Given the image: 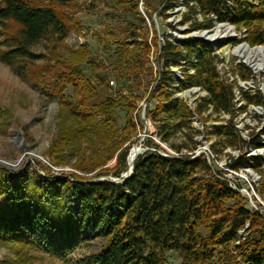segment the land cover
Returning a JSON list of instances; mask_svg holds the SVG:
<instances>
[{
	"label": "trees",
	"instance_id": "1",
	"mask_svg": "<svg viewBox=\"0 0 264 264\" xmlns=\"http://www.w3.org/2000/svg\"><path fill=\"white\" fill-rule=\"evenodd\" d=\"M183 3L187 12L180 22L188 23L187 31L210 29L214 20L229 21L246 28L243 39L250 45L264 44V0ZM71 7L70 0H0V58L8 64L18 59L32 61V45L44 39L51 46L53 63L44 70L53 82L44 87L52 90L63 109L47 153L51 164L64 163L65 151L70 149L76 154L75 167L88 171L120 150L115 166L94 178L73 172L57 174L48 165L37 164L42 173L32 171V176L0 166V196H7L0 204V241L18 246L22 255L36 247L67 261L79 245L100 237V245L82 264H168L170 252L177 253L182 264H264V218L246 206L244 198L218 176L203 154L180 150L192 151L193 146H172L177 153L172 154L162 151L149 137L147 149L136 156L132 173L123 183L98 179L108 174L119 177L128 167V146L123 145L134 130L135 103L127 95L107 92L106 66L89 59L87 42L68 47L67 53L57 50L71 29L81 28L63 10ZM133 8L138 13L136 1ZM138 16L144 20L140 13ZM153 34L158 57L164 58L166 66L182 68L178 89L200 86L206 91L196 110L212 107L233 115L232 86L220 79L211 45L190 38L182 44L165 41L161 46L155 28ZM129 44L118 41L110 57L115 68L136 74L145 66V58L138 52L147 55L150 44L145 40L139 50L137 46L129 49ZM84 62L91 66L90 75L80 67ZM237 69L242 79L249 77L246 66ZM169 72L158 69L148 97L161 94L164 101L153 110L146 108V114L159 121L157 134L162 141H167L176 127L186 126L192 115L180 98L173 97L167 85ZM67 85L71 94L65 93ZM132 94L129 92L134 98ZM242 99L247 104L263 102L259 92L256 96L242 92ZM120 109L125 111L123 126L117 121ZM213 132L230 145L259 146L258 137L251 141L241 138L232 118L214 125ZM227 164L232 169L264 171L259 157L244 153L231 157ZM240 229L246 234H239Z\"/></svg>",
	"mask_w": 264,
	"mask_h": 264
},
{
	"label": "rangeland",
	"instance_id": "2",
	"mask_svg": "<svg viewBox=\"0 0 264 264\" xmlns=\"http://www.w3.org/2000/svg\"><path fill=\"white\" fill-rule=\"evenodd\" d=\"M70 1L74 7L63 8V10L79 22L81 28L78 31L71 29L67 37L58 43L57 50L67 53L68 47L76 48L87 42L90 47L89 59L102 62L106 66L107 92L112 95L117 93L127 95L135 103L132 113L134 130L130 133V140L123 145L128 146V153L133 146L137 145L142 148L141 152L146 150L148 146L145 140L149 137L160 146L162 151L167 152H175L172 146L182 144L194 148L201 144L207 145L217 161L216 163L212 160L213 170L218 171L221 177L228 178L229 183L239 187L240 191L237 192L244 198L246 206L257 211L264 218V171L258 172L251 167H243L242 170L233 173L223 169L229 158L243 153L248 157H259L264 162V72L253 73L250 69L251 64L245 63L244 59L234 55L233 46L242 40L243 29L236 27L234 36L228 37L229 33L226 34L219 40V44L216 43L218 46H214L215 42L204 40L211 45L213 53L216 48H219V55H223L224 59L227 58V66L233 73L238 70L236 68L238 63H243L251 72V79L243 82V87L235 89L236 107L233 109V115L223 111H213L212 107L198 112L197 104L201 97L206 95V91L196 89L194 86L178 89V81L182 80V68L175 65L166 66L164 58L158 57L159 53L152 45L154 28L158 36L157 43L161 46L165 41L182 44L190 41V38L203 39L201 37L203 30L187 31L188 23L180 22L187 12L184 0H135L137 11L144 20L135 12L134 0H123L119 3H115L114 0ZM147 4L150 8H147ZM197 17L199 21L202 20L200 14H197ZM212 25L210 29H206V31H211L208 33H213L217 24L213 21ZM246 33L245 30V36ZM145 40L150 44L149 53L146 55L143 51L138 52L145 58L144 69L136 74L131 72L125 74L124 70L115 68L110 55L118 41H127L130 43L129 49L137 46L139 50L140 43H144ZM50 47L44 39L32 45L30 49L35 54L32 61L18 59L8 64L0 58V166H3L1 161L15 163L7 169L32 176V171L42 173L38 165H48L57 174L67 175L73 172L83 177L94 178L101 170L115 166V156L120 149L104 163L88 171L75 167L76 154L70 149L65 151L66 161L64 163L51 164L47 156L57 134L63 110L57 97L52 94V90L44 87L52 85L53 82V78L44 70L53 63L50 59ZM2 50V35L0 34V57ZM80 67L85 74L90 75L91 66L88 62L82 63ZM158 69L170 71L167 85L173 97L180 98L192 111L190 122L186 126L173 129L167 141H162L157 134L159 121L146 114V108L153 110L157 104L164 101L161 94L148 100ZM110 81L113 83L111 84ZM130 89L134 98L129 95ZM249 90H251L250 94L255 96L257 91L261 90L259 93L263 100L262 105L246 106L240 92ZM65 93L71 94L70 85H67ZM240 105L241 107L238 108ZM230 118L233 119L236 132L241 138L251 141L258 137L259 146L246 144L234 146L225 142L224 137L218 138L213 132V126L224 124L226 119ZM124 120L125 111L120 109L117 112L118 124L123 126ZM180 150L182 153L188 152L185 147H181ZM216 168L222 172L220 173ZM249 195L254 205L251 204ZM6 198L7 196H0V204H3ZM239 234L246 233L240 229ZM100 243V237L93 236L86 243L79 245L67 256L68 260L64 261L36 247H29L22 255L18 246L0 241V264H82V259L94 251ZM167 262L168 264H182L175 252L168 254Z\"/></svg>",
	"mask_w": 264,
	"mask_h": 264
},
{
	"label": "built area",
	"instance_id": "3",
	"mask_svg": "<svg viewBox=\"0 0 264 264\" xmlns=\"http://www.w3.org/2000/svg\"><path fill=\"white\" fill-rule=\"evenodd\" d=\"M214 22H216V27H215V29L216 28H218L219 29V31H221L220 32V37L219 38H217V39H215L214 41H212L213 43H214V46H218L216 43H218L219 44V40H221L226 34H228L227 36L228 37H233L234 36V34H235V30L237 29L236 28V26L233 24V23H231V22H229V21H217V20H214ZM213 26V25H212ZM215 29H214V31H215ZM241 29H243V31H242V36H241V41L239 42V43H237L235 46H233V51H234V55H238L237 54V52L235 51L236 49H237V47L239 46V45H241V44H246L247 46H249V47H251V48H255V47H257V46H264L263 44H255V45H250L247 41H245L243 38L245 37V27H241ZM206 31V29H204L203 31H202V33L203 32H205ZM209 31V30H208ZM213 31V32H214ZM209 32H211V31H209ZM202 37V36H201ZM203 38V40H206L204 37H202ZM210 41V40H209ZM219 49V48H218ZM217 48L215 49V51H214V54L216 55V57H215V61H214V65H215V68H216V71H217V73H218V75H219V77H220V79H222V80H224L226 83H228V84H230L231 86H232V91H233V94H234V99H235V89L236 88H238L239 89V87H243L244 86V84H243V82H246V81H248V80H250L251 79V72H250V70H249V68L247 67V69L249 70V73H250V75H249V77L247 78V79H242L241 77H240V75H239V73H238V70L236 71V73H233L232 72V70H230L229 69V67L227 66V62H228V60H227V58H225L224 59V57H223V55H219V50H218ZM239 56V55H238ZM239 57H241V56H239ZM260 57V56H259ZM242 58V57H241ZM243 59V58H242ZM244 61V60H243ZM245 62V61H244ZM245 63H247V62H245ZM244 65L243 63H238V64H236V68H238V65ZM247 64H249V63H247ZM250 65V64H249ZM245 66V65H244ZM250 69H252V71H253V73H259L260 71L261 72H264V68H262V69H255V67L254 66H252V65H250ZM110 83L112 84L113 83V81H110ZM196 89H199V90H202V88L200 87V86H194ZM195 89V90H196ZM241 90V89H240ZM242 92H248L249 94H250V92H251V90H249V91H241L240 92V94H241V97H242ZM257 92H261V90L260 91H257ZM206 93V92H205ZM250 95H252V94H250ZM243 101L245 102V100L243 99ZM246 103V102H245ZM263 103V102H262ZM262 103H259V104H254V103H249V104H247L246 103V106L247 105H255V106H258V105H262ZM236 107V102H234V108ZM241 107V105L240 106H238V108H240ZM229 116H227V118H228ZM170 153H172V154H177L176 152H170ZM187 153H189V154H193V155H199V154H203L204 156H205V158L207 159V161L212 165V160H215V162L217 163V161H216V159H215V157H214V154L212 153V151H211V149L207 146V145H203V144H201V145H198L195 149H193L192 151H188ZM230 161V158L228 159V161H226L225 162V166L223 167V169H225V170H227V171H230V172H233V173H237V171L238 170H242L241 168L240 169H232V168H230L229 166H228V164H227V162H229ZM217 170H219L220 171V169L219 168H216ZM218 172V171H217ZM222 171H220V173H221ZM218 176L219 177H221V175H219V173H218ZM225 180L228 182V185L232 188V189H234V190H236V191H240V189H239V187H237L235 184H232V183H229L230 181H229V179L228 178H225ZM252 197L249 195V200H250V202H251V204L252 205H254L253 204V201H252V199H251Z\"/></svg>",
	"mask_w": 264,
	"mask_h": 264
},
{
	"label": "bare ground",
	"instance_id": "4",
	"mask_svg": "<svg viewBox=\"0 0 264 264\" xmlns=\"http://www.w3.org/2000/svg\"><path fill=\"white\" fill-rule=\"evenodd\" d=\"M201 36L206 40L214 41L215 39L220 37V31L218 28L215 29L213 33H208L205 31L201 33ZM239 56H241L245 62L251 64L255 67V69L264 68V46H257L255 48H251L246 44H241L235 50ZM260 56V57H259ZM138 146H133L129 152L128 159L131 161L134 157V154L138 151Z\"/></svg>",
	"mask_w": 264,
	"mask_h": 264
},
{
	"label": "water",
	"instance_id": "5",
	"mask_svg": "<svg viewBox=\"0 0 264 264\" xmlns=\"http://www.w3.org/2000/svg\"><path fill=\"white\" fill-rule=\"evenodd\" d=\"M137 145V144H136ZM138 146V151L134 154V157H133V159L131 160V161H129V159H128V156H127V164H128V167H127V169L124 171V172H122L121 174H120V176L119 177H113V176H101V177H98V179H109V180H111V181H113V182H115V183H123L130 175H131V173H132V167H133V163H134V160H135V158H136V156L139 154V153H141V150H142V148L140 147V145H137ZM131 150V149H130ZM130 150H129V152H130ZM128 155H129V153H128ZM1 163H2V165L4 166V167H6V168H10V167H12V166H14V164L15 163H9V162H3V161H1Z\"/></svg>",
	"mask_w": 264,
	"mask_h": 264
}]
</instances>
